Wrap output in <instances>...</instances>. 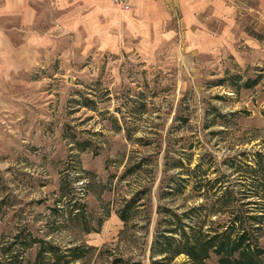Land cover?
Returning <instances> with one entry per match:
<instances>
[{"label":"rangeland","instance_id":"1","mask_svg":"<svg viewBox=\"0 0 264 264\" xmlns=\"http://www.w3.org/2000/svg\"><path fill=\"white\" fill-rule=\"evenodd\" d=\"M25 2L0 0V264H239L188 245L245 230L264 264V0H45L33 51Z\"/></svg>","mask_w":264,"mask_h":264},{"label":"crops","instance_id":"2","mask_svg":"<svg viewBox=\"0 0 264 264\" xmlns=\"http://www.w3.org/2000/svg\"><path fill=\"white\" fill-rule=\"evenodd\" d=\"M141 0H128V4L129 7L128 8H124L121 9L122 11H130L133 7L134 4H139ZM45 0H26V2L24 3V9H23V13H24V19H25V27L29 28V30L25 29V33L27 34L28 37V41H26V45L30 46V49L33 51V46H39V45H43L46 42V37L45 33H43L44 31H41L38 27H36V24H39L40 19L42 17L39 16L40 11L39 9L36 7L35 3H39L42 5V3H44ZM48 3L45 4H50L47 5V8H50L54 11V16H55V20L56 22L60 21L62 18L59 17V15L61 14V9H64L65 5L68 4L69 0H47ZM95 2V0H94ZM97 4L98 8H110L113 7V9H117L119 8L114 2L112 3V0H96L95 2ZM132 6V7H131ZM8 7H10L8 5ZM12 9H19V7H10L8 10V14L12 15ZM120 9V8H119ZM7 11H5L6 13ZM10 15V16H11ZM13 17V15H12ZM63 21V20H62ZM56 22L54 25H56ZM59 25V24H57ZM62 25V24H60ZM3 26L0 23V51H1V44L4 45H13L14 44V39H13V34L14 31H16L14 28L8 27V28H2ZM58 27V26H57ZM37 48V47H35ZM8 53L12 52L13 50L11 49H7ZM28 51H30L28 49ZM31 51V54H33V52Z\"/></svg>","mask_w":264,"mask_h":264},{"label":"trees","instance_id":"3","mask_svg":"<svg viewBox=\"0 0 264 264\" xmlns=\"http://www.w3.org/2000/svg\"><path fill=\"white\" fill-rule=\"evenodd\" d=\"M247 236L248 233L246 230L234 239H232L230 235L226 236L225 234L216 233L207 238L199 239L196 244H187L189 247V254L191 253L196 259H203V257L208 256L210 249H214L217 253H228L227 261L230 262L236 261L239 264H262L260 259L254 256L248 242L244 247L248 239ZM236 250L239 251V256L231 260L229 255ZM256 250L258 251V248L254 251Z\"/></svg>","mask_w":264,"mask_h":264},{"label":"built area","instance_id":"4","mask_svg":"<svg viewBox=\"0 0 264 264\" xmlns=\"http://www.w3.org/2000/svg\"><path fill=\"white\" fill-rule=\"evenodd\" d=\"M118 3H120L122 5V7L124 8H128L129 4H128V0H116Z\"/></svg>","mask_w":264,"mask_h":264}]
</instances>
